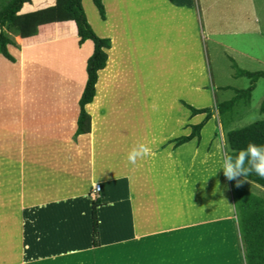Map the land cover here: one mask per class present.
Returning <instances> with one entry per match:
<instances>
[{
    "label": "rangeland",
    "instance_id": "rangeland-1",
    "mask_svg": "<svg viewBox=\"0 0 264 264\" xmlns=\"http://www.w3.org/2000/svg\"><path fill=\"white\" fill-rule=\"evenodd\" d=\"M39 1L31 0L28 8L39 6ZM50 1L38 9L50 6ZM192 1H197L195 30L185 11L179 24L170 12L161 18L160 0H102L105 20L91 0H82L93 31L111 45L95 96L86 106L90 133L76 138L77 100L92 42L78 45L74 23L40 26L29 39L11 36L16 47L8 46V52L14 62L0 54V264L46 262L48 257L35 255L26 237L32 236L35 216L52 209L36 205L72 194H85L90 201L91 240L94 204L98 247L97 208L119 204L124 196L134 204L149 194L160 204L179 200L187 220L205 227L188 235L183 250L164 248L168 260L157 264H191L185 255L193 250L215 264L236 255L237 264H242L230 186H241L262 199L264 188L241 176L229 180L217 169V146L226 151V144L216 111L198 140L177 148L170 141L189 134L188 126L204 116L190 117L181 102L212 107L248 86L247 77L236 75L233 62L241 70L264 71V0ZM152 10L160 16L149 14ZM263 98L264 78H259L249 104L234 109L227 130L264 120ZM141 144L151 153L130 163L128 153ZM90 177L108 180L107 195L116 196L101 203L93 187L103 183H90ZM170 208L178 209L177 204ZM127 246L120 247L128 251ZM131 247L143 253L138 244ZM117 249H107L104 264H133L128 254L118 259L112 252Z\"/></svg>",
    "mask_w": 264,
    "mask_h": 264
},
{
    "label": "crops",
    "instance_id": "crops-1",
    "mask_svg": "<svg viewBox=\"0 0 264 264\" xmlns=\"http://www.w3.org/2000/svg\"><path fill=\"white\" fill-rule=\"evenodd\" d=\"M44 1L45 0H41L38 4L41 5ZM172 1L173 3L168 2V0H160L163 9L160 10L161 18L164 17V13L167 14L170 12L172 15L177 16L176 21L177 24H179L180 15L185 11L184 13H188L187 15L192 19V27L193 30H195L194 2L197 3V1ZM50 2V5H53L55 0H51ZM30 4H33V2ZM30 4H24L20 13L34 11L40 6L36 5L31 9L25 7V5L29 6ZM186 4L187 6H185ZM150 7L152 8L151 3ZM191 10L192 14L190 13ZM149 14L160 16L159 13H155V10H152ZM197 14L199 15V13ZM173 165L175 166L176 164ZM93 180L94 179L90 177V183H100L101 181L103 183V185L100 186L99 192L95 193V195L97 194L98 196L97 198H100L101 203H104L107 198L110 199L116 196L115 193L112 196L107 195L106 184L108 182H106V179H95V182ZM150 191H147V193ZM117 195H121V193H118ZM146 197L147 200L139 201L138 199L134 201V204H131V202L127 201L124 196L121 201L119 200L120 205L115 202L109 205L103 204L97 208L99 236L101 239H99V247L92 246V240L90 239L89 232L91 229V223L89 228L90 219L88 217L90 201L85 194H72L59 199H54L47 203L36 205V207L42 206L44 208L52 209L47 211L46 215L35 216L36 218L34 222L36 223L34 224L35 226L33 227L34 230L32 233V236L35 238L33 240L29 231H27V233H29V237L27 236L28 234H26L27 240L32 241L33 252L35 251V255L38 254L39 257H48L46 258L48 263L46 261L40 262L39 264H104L106 262L104 253H106L107 249L112 247L119 248L114 251L111 250L113 253L116 251L114 255H116L118 259L119 256L125 257V255L128 254L131 258L130 261L133 264L161 263L164 260H168V258H165L166 253L163 251L164 248L176 252L178 248L183 250V246L186 244L185 241L191 238V236L188 235L199 227H205H203V225H198L197 222H190L187 220L184 209L185 204L179 200L175 202L164 201V203L162 202L163 204H160V201H155L150 198L149 194H147ZM175 204H177L178 209L170 208L175 206ZM77 205L82 207L79 209ZM112 205L115 206V208L118 209L117 212L120 213L116 212V218L118 217V221L107 222L103 217L101 210L106 206ZM67 206L71 208L70 213L66 211ZM169 213H171L172 216L166 217V214ZM126 214L128 216H126ZM38 216L41 218L38 219ZM180 243L181 246L179 245ZM137 244L143 253L146 252V256L137 248H130L131 245L137 246ZM120 246L129 247L128 251H124V248H121ZM156 251H158V255L154 254ZM109 252L110 250H108V255H110ZM142 254L143 259L140 258ZM147 255L150 257H147ZM185 256L187 257V261L191 264H207L208 262L209 264L217 263V261L211 260L207 256L204 257L201 254V251L193 250ZM229 256H231V254ZM138 258L139 261L137 260ZM228 259L231 260L229 261L230 263L228 262ZM237 259V255L236 257L232 256L229 258L227 256L226 259H224V262L225 264H237ZM19 263L21 262H14V264ZM242 264H244L243 261Z\"/></svg>",
    "mask_w": 264,
    "mask_h": 264
},
{
    "label": "trees",
    "instance_id": "trees-1",
    "mask_svg": "<svg viewBox=\"0 0 264 264\" xmlns=\"http://www.w3.org/2000/svg\"><path fill=\"white\" fill-rule=\"evenodd\" d=\"M101 20H105V7L102 0H91ZM34 2V0H33ZM31 0H0V54L10 62L14 58L8 52V46L16 47L13 36L21 39L33 38L40 26L56 23H74L78 44L91 41L92 53L86 60L85 81L81 94L77 100L78 114L75 121L73 137L90 133V115L86 106L95 96V85L99 71L103 70L107 61V50L111 42L106 37L98 36L88 23L82 7V0H55L53 5L31 12L20 13L24 4ZM25 5V7H31ZM69 21V22H68ZM73 26V24H72ZM75 31V28L73 26ZM237 76H245L249 84L244 89H235L233 96L226 101L218 102L212 107L195 108L183 102L184 108L189 110L190 117L204 115L196 124H190L187 135L178 136L170 141L173 148H177L193 138L199 139L200 131L217 112L222 129L225 131L226 151L233 156L249 143L264 145V120L254 121L241 128L227 130L232 121L234 109L239 105H248L255 84L259 78H264V71L250 72L241 70L232 63ZM260 112H264V98L260 105ZM244 178L243 176H241ZM245 180L264 188V178L250 172ZM230 194L235 216L236 229L239 236V247L244 264H264V199L250 193L238 185L230 186ZM98 206V200L96 201ZM92 216V246H98L97 220L94 204L91 209Z\"/></svg>",
    "mask_w": 264,
    "mask_h": 264
},
{
    "label": "clouds",
    "instance_id": "clouds-1",
    "mask_svg": "<svg viewBox=\"0 0 264 264\" xmlns=\"http://www.w3.org/2000/svg\"><path fill=\"white\" fill-rule=\"evenodd\" d=\"M217 151L220 153V163L217 169H221L227 179L231 180L237 176L245 178L250 172L264 178V145L249 143L245 148L236 152L234 156L225 151L222 145L217 146ZM150 153L151 149L141 144L128 153L127 159L130 163H135L137 158L148 156ZM240 182L237 181V184Z\"/></svg>",
    "mask_w": 264,
    "mask_h": 264
},
{
    "label": "bare ground",
    "instance_id": "bare-ground-1",
    "mask_svg": "<svg viewBox=\"0 0 264 264\" xmlns=\"http://www.w3.org/2000/svg\"><path fill=\"white\" fill-rule=\"evenodd\" d=\"M17 64V63H16ZM42 83V82H41ZM90 105V104H88ZM87 105V106H88ZM41 143V142H40ZM101 181V180H100ZM108 181V180H106ZM102 182V181H101ZM113 182V181H112ZM116 183V182H115ZM117 184V183H116ZM98 187L100 188V186L98 185ZM121 201V200H120ZM102 213H103V217L106 219L107 222H113V221H118V217L116 218V214L119 213L117 212L118 209L115 208V206H106L104 208H102ZM117 212V213H116ZM120 214V213H119ZM148 214V213H147ZM197 215V214H196ZM123 217V216H122ZM197 217V216H196ZM142 219V218H141ZM100 234V233H99ZM103 237V236H102Z\"/></svg>",
    "mask_w": 264,
    "mask_h": 264
},
{
    "label": "built area",
    "instance_id": "built-area-1",
    "mask_svg": "<svg viewBox=\"0 0 264 264\" xmlns=\"http://www.w3.org/2000/svg\"><path fill=\"white\" fill-rule=\"evenodd\" d=\"M99 191V187H98V185H95L94 187H93V192L94 193H97Z\"/></svg>",
    "mask_w": 264,
    "mask_h": 264
}]
</instances>
